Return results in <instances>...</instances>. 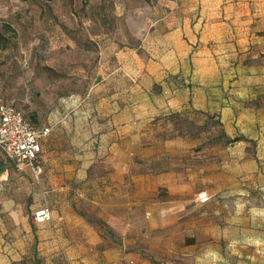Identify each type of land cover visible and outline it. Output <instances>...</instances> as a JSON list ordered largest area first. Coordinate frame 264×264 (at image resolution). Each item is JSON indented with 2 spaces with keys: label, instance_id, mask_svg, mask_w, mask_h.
Masks as SVG:
<instances>
[{
  "label": "rangeland",
  "instance_id": "rangeland-1",
  "mask_svg": "<svg viewBox=\"0 0 264 264\" xmlns=\"http://www.w3.org/2000/svg\"><path fill=\"white\" fill-rule=\"evenodd\" d=\"M212 1L0 0V100L13 103L35 128L50 129L37 179L0 152V169L8 166L0 172V264H86L90 250L75 245L86 239V231L69 235L62 230L58 233L62 246L52 248L58 226L51 223L41 233L45 240L34 236L31 241L30 230L28 234L25 230L26 223L31 229L35 224L33 211L41 207L51 211L60 204L68 208L70 203L77 204L80 217L109 241L113 253L121 251L122 264H264V93L254 120L236 114L227 120V137L243 138L230 143L211 142L226 132V125L196 111L192 104L201 105L200 95L190 96L192 102L181 110L183 114L167 119V127L161 124L153 134L158 143L179 138L181 146H171L153 169L148 163L142 167L143 173H175L184 191L170 196L161 189L157 199L152 194L125 197L117 212V229L91 213L84 180L75 182V163L79 166L81 160L74 156H82L79 143L92 118L85 117L109 110L107 97L137 84L147 63L159 60L173 46L166 37L184 19L196 37L190 44L196 51L204 24L202 10ZM240 2L248 3L252 19L244 27L254 28L264 47V0H231L234 11L247 10L240 9ZM247 17L238 21L247 22ZM257 59L262 63L256 65L264 66V54ZM164 61L173 62L168 55ZM237 64L238 60L229 69L224 64L220 69V95L213 96L220 108L224 100L228 105L234 101L237 86L224 88L223 80L230 76L231 84L237 79ZM202 67L200 62L190 64V70ZM232 68L235 71L226 73ZM171 77L163 76L162 82L167 84ZM160 89L153 86L158 94ZM71 188L83 196L73 198ZM59 192L66 193V204L56 197ZM203 192L209 200L201 203Z\"/></svg>",
  "mask_w": 264,
  "mask_h": 264
},
{
  "label": "crops",
  "instance_id": "crops-1",
  "mask_svg": "<svg viewBox=\"0 0 264 264\" xmlns=\"http://www.w3.org/2000/svg\"><path fill=\"white\" fill-rule=\"evenodd\" d=\"M212 2L206 11L202 10L204 24L196 51L192 52L190 45L196 42V37L189 21L184 19L168 33L170 36L166 37V41L171 40L170 43L173 46L166 49L165 56L155 62L147 63L144 72L141 70L139 74L137 84L124 89L118 88L110 97H107L109 110L88 114L84 119L87 121L88 117L92 116L90 124L86 123L85 127L88 134L79 143L83 145L78 150V152L83 151L82 156H74V160L77 158L81 160L79 166L75 163V168H78L75 182L84 180L83 184L86 187L84 196L89 201L91 213H96V217L112 229H117L115 225L118 220L117 212L124 206L125 197L131 200L136 195L152 194L154 199H157L158 190L161 189H166L170 196L184 191V186L178 182L173 172L148 170L143 173L145 163L153 169L155 160L163 153L170 152L171 146H181L179 138L162 139L159 143L153 139V134H156L162 124L160 118L163 115L170 113L182 115L181 110L189 107L190 96L195 98L200 95L197 100L201 102V105L195 106L194 102L192 107L196 111L214 115V119L226 125L225 133L229 136L227 131L229 118L236 114L248 120L251 118L254 120L261 109L258 99L264 93V66H257L256 64H261L262 61L256 58L264 54V47H262V39L254 35L255 29L244 27L249 21L252 22L248 3H238L241 6L240 9L247 7L246 11L239 12V9L233 10L235 7L231 0H213ZM244 15H250L245 18L247 22L238 21ZM252 16H255V13H252ZM184 37H187L186 41L183 40ZM167 55L173 61L170 65H166L164 61ZM161 60L163 62H160ZM232 60L233 64L238 60L236 69L239 75L231 84H227L228 78H232L230 76L223 80V83L224 88L227 85L237 86L234 90V101L228 105L224 100L223 107L220 108L221 104L217 98L215 102L213 96L220 95L222 65L228 66L229 69L230 64L233 65L230 63ZM195 62L203 65L201 70H190V64ZM233 71L235 69L232 68L225 72ZM167 74L172 77L167 84H164L162 77ZM156 84L161 86L159 94L158 91H153V86ZM91 92H94L93 87L90 89V94ZM134 93L135 95H132ZM131 98H134L132 102ZM246 113L251 115L247 117L244 115ZM47 136L41 140L42 150L38 156L39 160L49 147L48 139H45ZM155 143L160 145V149ZM138 166L143 167L142 172L136 171ZM26 168L30 170L29 167L26 166ZM70 168L73 169V167ZM70 192L73 198L83 196L74 188H71ZM47 196L48 193H44L43 198ZM56 197L66 204L65 192L57 193ZM70 205L71 207L63 208L60 204L57 209L54 208L51 211L48 207H41L51 212L53 221L41 224L34 222L32 229L35 235L32 234L29 226L27 228L26 223L24 225L26 233L28 230L31 232V235L27 233L29 239L31 237L32 241V238L36 236L38 240H45V235L41 233L48 229L51 223L54 227H59L57 234L52 238V248L57 245L62 246L58 238V233L62 230L69 235H75L77 231L83 233L86 231L88 233L86 239L75 243L76 246L84 244L90 250L86 264H122L121 251L115 250L113 253L108 247L109 241L101 238L96 228L80 217L77 204L70 203ZM110 210L112 212H105ZM70 257H67L68 260Z\"/></svg>",
  "mask_w": 264,
  "mask_h": 264
},
{
  "label": "built area",
  "instance_id": "built-area-1",
  "mask_svg": "<svg viewBox=\"0 0 264 264\" xmlns=\"http://www.w3.org/2000/svg\"><path fill=\"white\" fill-rule=\"evenodd\" d=\"M49 133V128L36 130L24 118L12 103L0 101V152L16 168L29 167L34 178H38L40 169L35 160L41 152V140ZM209 200L207 192L199 194V201ZM37 224L52 222V214L46 208L33 212Z\"/></svg>",
  "mask_w": 264,
  "mask_h": 264
},
{
  "label": "trees",
  "instance_id": "trees-1",
  "mask_svg": "<svg viewBox=\"0 0 264 264\" xmlns=\"http://www.w3.org/2000/svg\"><path fill=\"white\" fill-rule=\"evenodd\" d=\"M8 28H10V25H8ZM6 42H8V40H6ZM1 102H3V103H11V102H7V101H4V100H0ZM13 104V103H12ZM14 105V104H13ZM15 106V105H14ZM16 107V106H15ZM17 108V107H16ZM20 112H22L19 108H17ZM22 114H23V116H24V118H25V120L33 127V128H35L34 126H33V122H32V119L30 118V117H28V116H26L23 112H22ZM174 116H179V114L177 115V113L175 114V113H170V114H165V115H163L161 118H160V120H161V122H162V125H164L165 127H167V125H166V120L167 119H169V118H173ZM211 119H214V115H208ZM218 122L221 124V122L218 120ZM222 125V124H221ZM44 128H47V127H42V128H35L36 130H42V129H44ZM224 131V130H223ZM49 132H50V130H49ZM49 134V133H48ZM47 134V135H48ZM46 135V136H47ZM199 135V134H198ZM223 140H226V142L227 143H230V142H236V141H240V140H243V138L242 137H235V138H233V139H229L228 137H227V135H226V133H225V131L224 132H221L220 134H219V136L218 137H215V140L214 141H211L212 143H218V142H222ZM40 144H41V142H40ZM42 150V149H41ZM38 156H39V154H38ZM37 156V158H36V160H35V165L40 169V165H39V157ZM9 161V160H8ZM10 162V161H9ZM11 163V162H10ZM8 166L7 165H5V167H1V169H0V172L1 171H3V170H5L6 168H7ZM41 170V169H40ZM33 176V175H32Z\"/></svg>",
  "mask_w": 264,
  "mask_h": 264
}]
</instances>
